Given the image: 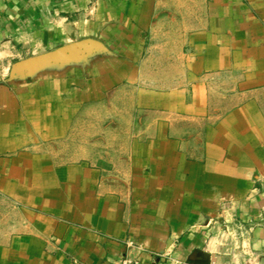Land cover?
<instances>
[{"label": "crops", "instance_id": "1", "mask_svg": "<svg viewBox=\"0 0 264 264\" xmlns=\"http://www.w3.org/2000/svg\"><path fill=\"white\" fill-rule=\"evenodd\" d=\"M264 264V0H0V264Z\"/></svg>", "mask_w": 264, "mask_h": 264}, {"label": "built area", "instance_id": "2", "mask_svg": "<svg viewBox=\"0 0 264 264\" xmlns=\"http://www.w3.org/2000/svg\"><path fill=\"white\" fill-rule=\"evenodd\" d=\"M117 264H140L138 260L132 258H123Z\"/></svg>", "mask_w": 264, "mask_h": 264}]
</instances>
